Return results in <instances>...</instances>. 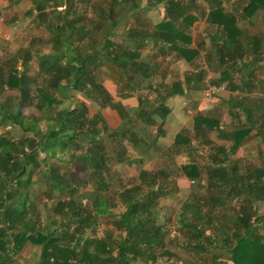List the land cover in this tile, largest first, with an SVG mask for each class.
<instances>
[{"label":"trees","instance_id":"obj_1","mask_svg":"<svg viewBox=\"0 0 264 264\" xmlns=\"http://www.w3.org/2000/svg\"><path fill=\"white\" fill-rule=\"evenodd\" d=\"M79 1L35 0L24 12L31 16L37 11L32 22L46 30L50 45L49 51L38 52L42 57L37 71L40 85L34 86L36 79L28 74L30 51L17 53L18 67L16 57L7 61V71L0 64V127L18 125L21 132L17 138L0 132V264H21L16 258L27 243L39 246L35 264H211L220 259L219 252L225 253L230 264H264V212L258 211V204L264 202V166L248 172L227 163L254 126L251 110L241 100L232 101L230 108L237 106L245 120H238L230 130L219 116L198 111L192 127L177 132L162 149V153L179 154L197 152L199 144L210 147L203 163L189 161L179 172L196 180L200 189L215 191L210 196L211 208L186 199L173 221L175 227L161 223L159 201L167 193L165 169H141L112 187V195H103L113 177V164L135 160L130 158L129 147L147 156L150 147L166 135L165 117L171 111L167 99L184 95L191 87L202 88L192 83H202L206 73L199 69L205 37L212 43L206 63L220 72L212 83L226 82L233 90L247 86L249 76L235 83L229 75L241 33L237 13L226 10L223 0H147L152 6L163 3L164 17L151 27L129 25L124 34L129 44L123 46L113 38L115 29L127 13L139 11L140 0H123L120 16L114 10L118 0H111L107 8L95 4L100 17L94 27L99 32L92 41L86 40L95 37L92 29L76 16L82 11ZM89 1L84 0L85 10ZM61 5L64 10L58 9ZM260 9L264 10V0H250L240 15L251 16ZM199 16H206L215 31L193 39L192 25ZM83 42H87L86 49H82ZM146 48L150 52L142 56ZM157 54L171 55V62L184 60L196 72H176L169 61L168 69L174 71L164 82V90L152 82L146 84V79L160 75L156 70L162 60H156ZM104 63L123 82L120 97L136 94L133 113L115 101L99 80ZM5 87L18 91L12 108L6 106L9 97H1ZM86 101L98 110L116 109L118 126L110 128L100 110L89 113ZM28 106L40 115L27 116L24 108ZM212 131L229 144H214ZM257 132L264 143V127ZM57 161H78L88 176L73 178ZM93 183L96 190L91 189ZM36 187L47 200L58 191L45 221L31 197ZM207 197L203 204L209 205ZM232 201H237L238 210L223 213L221 208ZM104 217H109L110 227L100 234L97 226ZM166 220H171L170 215ZM167 239L179 252L163 245Z\"/></svg>","mask_w":264,"mask_h":264},{"label":"rangeland","instance_id":"obj_2","mask_svg":"<svg viewBox=\"0 0 264 264\" xmlns=\"http://www.w3.org/2000/svg\"><path fill=\"white\" fill-rule=\"evenodd\" d=\"M147 0H140V9L139 12L133 11L130 13H127L125 16L126 18L119 23V25L115 29L116 35L113 37L116 41L120 42L123 46L128 45V39L125 38V33L129 27V25L133 23H139L140 25L145 24H150V27L154 24L156 19L159 16V9L157 6H151L146 3ZM111 3V0H90L89 4L87 6V10H85V2L84 0L79 1V6H82V11L80 13H77L76 16L80 17L81 23L85 25L86 28L92 29L91 35H94L95 37L93 39H86L89 41L95 40L98 36L99 29L95 28L94 26L96 25L97 21L99 20V11L97 10L98 8L94 6L95 4H98L102 7L107 8L109 4ZM16 3H9L10 6L15 5ZM124 6V1L123 0H118V5L115 7V12L117 11L118 14L117 16H120V13L123 12L122 10L120 11V7ZM65 6L61 5L58 9L59 10H64ZM19 17L17 19V22L20 23L21 26L28 23L30 20V17L25 16V14L21 11L19 12ZM75 16V15H74ZM17 17V16H16ZM16 19V18H15ZM29 20V21H28ZM203 20V18H202ZM78 22L77 24H79ZM208 23V22H207ZM197 22L195 23V25ZM19 25V26H20ZM197 25H202L199 27H193L192 26V31L193 34L195 33V38L201 37L204 32V29L208 28L210 31H214V26L208 24H204L203 22H199ZM48 38L46 30L41 28L40 26L35 25L34 27L32 25L28 26V29H24L23 33L21 34L20 38L18 41H16L18 46V49H24V50H33L34 48H40L42 51H49L50 45L46 41ZM85 40V41H86ZM97 41V40H96ZM209 42V44H208ZM87 42L82 43V49H86V44ZM204 43L207 44V47H212V43L208 41L206 38L204 40ZM34 44V45H33ZM147 49V48H146ZM145 49V50H146ZM145 50H142V56H145ZM10 53V52H9ZM12 54V53H11ZM11 54H5L0 58V63L2 65L6 64L11 57H14L15 55ZM159 58V57H158ZM7 60V61H6ZM160 60V59H159ZM162 60V59H161ZM158 61V60H157ZM5 62V63H4ZM169 63V61H167ZM165 62L162 60L160 67L157 68V72L165 73L163 76L165 79L169 80L172 74L173 70H169L168 67L165 66ZM169 65V64H168ZM207 63L205 61L204 54H202L201 61H200V66L199 69L205 70V76L202 81V83L195 82L192 83L193 85L202 86V88H194L191 87L190 89L192 90V94L189 97V100L187 102L185 99L179 98L180 103L176 104L174 101L171 99V101H168L170 106V112L167 114L165 117V124L164 128L166 130V135L164 137H160L158 141V145L153 144L149 151L151 152L149 155L145 156L143 154L139 155L134 151L131 147H129V155L130 158L135 159L131 164H126V163H114V171L112 179L108 181V188H103V195H112L111 190L112 187H116L123 180H127L129 178L135 177L138 172L141 169H147V170H158V169H165L168 172V178L165 181L167 184V193L164 197H162L159 201L160 207H161V212H160V222H164L167 225H169L171 228L175 227V224L173 221L178 217L179 212L181 211L180 205L184 200H190V201H195L196 203L200 204L203 208H211V203L212 200L210 199V196L214 194L213 189H208L206 191L205 188L200 189L198 185L196 184L197 181L195 180L192 182L191 180L187 179L183 173L179 172L180 171V166L184 163H187L189 161H196L199 164L204 162V154H206L207 151H205V147L201 144L197 145V150L198 152H181L179 154H168L163 152L162 149L165 148L166 146L170 145L174 139V136L177 132L184 128H191L193 125V115L200 111L204 114H209L211 116L217 115L220 117L221 121L225 124V129L230 130L233 128L234 124L238 122V120H243L241 113L238 111L237 106H233L232 110L227 113V104L221 103V99H218V97H222L224 95H221L218 91L211 94L208 96L206 92V88L208 85L212 86V83L208 84L209 79H207ZM38 58H33L30 63L28 64V74L31 77H34L36 79V82L34 83L35 85H40L42 82V77L38 76ZM170 68L175 69L176 71H179V73L183 72H188V66L182 65L181 61H174L170 62ZM189 72H196L195 69H191V66ZM117 73L108 65L104 63L102 66V71L99 73L98 78L99 80L104 83L106 88L112 93L114 96V100L116 99H123L125 97H120L119 92H124L121 91L124 90L123 87V82L119 81V78L117 77ZM159 75L154 74L152 77H150L148 80L144 81V83H154L159 89L164 90L163 83H159L156 78ZM172 78V77H171ZM206 83H205V82ZM192 85V86H193ZM6 93H2V98H5ZM15 96L17 95H11L9 96V99L7 100L6 106L8 108H12L15 103L17 102L15 100ZM178 100V98L176 97ZM183 101V103H181ZM177 102V101H176ZM67 102L63 101L62 104H66ZM87 106H88V112L93 114L95 113L98 109L96 104L86 101ZM121 103V102H120ZM187 106V108L184 109V112L187 113L186 115H183V111L181 110L180 106ZM6 107V108H7ZM122 107L125 108V105L122 104ZM197 108H200L199 110ZM100 112L103 114L105 117L108 126L110 128V125H118V119L120 120V117L116 115L115 111L116 109L110 108V107H105L99 109ZM98 110V111H99ZM117 111V110H116ZM232 112L233 114H230ZM24 113L28 115L36 114L40 115V111L37 110L34 106H28L24 108ZM182 113V114H181ZM213 114V115H212ZM117 120V121H116ZM116 121V122H115ZM115 122V123H114ZM114 123V124H113ZM8 131L10 134L14 137L17 138L20 136L21 132L18 129V125L15 126H9V127H0V132ZM213 135L215 137V141H212L213 143L215 142L216 144L218 143H224L225 147L227 146L226 144H229V142H224L221 138L219 139L217 137V132L212 131L210 133V136ZM261 143V141H260ZM261 146L264 147L262 144ZM258 151V150H257ZM68 154V153H67ZM256 156L258 157H251L248 154L245 155L244 149H238L233 155H230V157L227 160V163H234L239 165L238 167L242 169L243 171H251L254 169V166L257 167L256 165L263 166L264 164V148L260 149L259 152L255 153ZM143 155V156H142ZM65 158H68L67 155H65ZM141 158L142 161L138 162V159ZM255 159V160H254ZM114 161V159H112ZM115 162V161H114ZM57 163L60 166H63V169L69 170L71 173V176L73 178H86L88 176V172L81 167L80 163L78 161L73 162L72 164L66 163L63 161H57ZM176 173H179L176 175ZM176 175V176H175ZM36 177V176H35ZM179 178H183L184 182L181 181V183H178ZM181 185V186H180ZM92 190H96V185L93 183L91 185ZM102 190V189H101ZM34 196L32 195V199L36 206L38 207V210L41 213V218L42 221H45V218L47 214L50 212V209L52 208L53 202H56L58 198V191H55V195L52 197V199L45 198L43 195V190L40 188L36 187L35 190L32 191ZM104 195V196H105ZM64 197L66 194L63 195ZM205 196L209 200V205H206L204 202ZM224 208H221L223 213H232L234 214L236 210H238V203L237 201H232L230 203H227ZM258 211L259 212H264V202H261L258 204ZM170 215L171 220H166V216ZM108 220L109 217H104L101 219L100 224L97 226V231L98 233L102 234L105 229L109 228L110 225H108ZM179 240H182V236L179 237ZM163 245L165 247H168L169 249H174L177 252H179V249H177L173 243H170V240H164ZM39 246L31 245L29 243L25 244L23 249L19 252L17 255L16 260L21 263V264H35L38 259L39 255ZM220 259L219 260H214L211 262V264H230L229 261H227L226 255L224 252H219ZM183 257V256H182ZM135 264H144L141 262H136Z\"/></svg>","mask_w":264,"mask_h":264},{"label":"crops","instance_id":"obj_3","mask_svg":"<svg viewBox=\"0 0 264 264\" xmlns=\"http://www.w3.org/2000/svg\"><path fill=\"white\" fill-rule=\"evenodd\" d=\"M249 1L250 0H223L222 2L226 10L237 13L236 24L241 30L239 38H237V40L235 41V47H234L236 49L234 54H236L237 60L232 66V69L230 70V74L229 73L228 74L230 75L231 81L235 83L238 82L241 83V81L243 82V80H245L247 76H249L248 77L249 81L246 83L247 86H244V88L240 86V90L238 89L233 90L227 87L226 82H220L219 84L223 85L224 88L218 92L224 96H222L221 98L218 97V99H221L220 101L221 103L227 104V109H228L227 113H229V111L232 110V108H230V105L233 104L232 101L239 102L241 100L243 101L244 105H247L250 108L252 120H254V126L253 129L250 131L249 135L246 138H244L239 148L244 149L245 155L248 154L251 157H255L256 156L255 153L259 152L260 149L264 148L263 146H261L262 144L264 145V143L257 132L258 129L264 127V10L263 9L257 10L251 16H241L240 14L242 13V9L249 3ZM34 2L35 0H18L15 5L10 6L9 3L13 4L14 3L13 0H0V58H2V56L5 54H11V53H12L11 55H15L14 57H16L17 53L19 52L24 53L27 51H30V53L32 54L31 60L33 58H38V62H39L40 59L42 58L41 56H38V52L39 50H41L40 48H34L33 50H27V49L24 50V49H18V46H15L17 45L16 41L19 40L21 34L23 33V30L26 28L28 29L29 25H32L33 27L35 26V24L32 22V18L35 16V14H37L36 10H33L34 12L33 15L27 16L30 17L29 19L30 21L28 20L29 21L28 23L26 22V24L21 26L19 23L20 21L17 22V19L21 18L19 17L20 16L19 12L22 11L24 13L26 10L32 7ZM155 6H157L159 9V16L154 22V24L162 20V18L164 17L163 3H159ZM44 10L45 11L49 10V7H46ZM196 22L197 24L199 22L208 24L206 21V16H199L198 20L194 21L192 25L193 27L196 28L202 26L197 24L195 25ZM214 31L211 32L210 29L206 28L204 29L203 34L205 36L206 32H210L213 35ZM195 35L196 34L195 33L193 34L192 31L193 39L195 38ZM207 39L209 41V38ZM210 48L207 47V44H205V49H202L200 53L204 54V57L206 58V54H207L206 52ZM149 52L150 50L149 48H147L145 50V55L148 54ZM159 59L160 60L162 59L166 63L165 66L168 67L169 63L167 61L171 60V55L162 57L161 55L157 54L156 60L160 61ZM180 61L182 62V65L188 66V63L185 62L184 60H180ZM19 62L20 59L16 57L15 60L16 67L19 66ZM3 66L5 71H7L10 68V64L8 63L4 64ZM206 66H207V79H209L208 84H210L212 83V80L214 81L215 79H218L220 77V72L212 70L208 64ZM188 69L190 70L189 66ZM164 74L165 73L161 74L160 72V75L156 78V80L159 83L164 84V82L167 81V79L165 80V78L163 77ZM212 85H217V84L212 83ZM3 92L6 93L5 98L13 94L18 95V91L16 90V88L5 87ZM191 94H192V90L190 89L184 95H174L173 97L168 98L167 103L169 104L168 101H171L172 99L174 103L179 104L180 103L179 98L185 99V101L187 102ZM176 97L178 98V100L176 99ZM122 100L120 98L117 100L115 99V101H119L121 102V104L125 105V109L128 113L130 114L133 113L137 105L136 94H131L129 96H126L124 98V100L126 101L124 102ZM181 103H183V101H181ZM180 107L181 110L183 111L182 112L183 115L187 116V114L184 112V106L181 105ZM197 109L199 110L200 108ZM237 109L241 113L243 120H245L244 112L243 111L241 112L238 107ZM114 111L116 115L120 117L118 112L116 110ZM118 121L119 124L120 120L118 119ZM110 126L115 128L118 125H110ZM210 138L212 141H215V137H213V135H211ZM223 141L228 142L226 140ZM214 144L216 143L214 142ZM216 145L225 146L224 143H218ZM203 146L206 149L205 151H207L206 154H204L203 156H205V158L209 157L211 153L210 147L206 145ZM256 166L260 167V165H256ZM257 167L254 166V168ZM240 170L242 171V169ZM181 181L184 182V179L179 178L178 183L180 184Z\"/></svg>","mask_w":264,"mask_h":264},{"label":"built area","instance_id":"obj_4","mask_svg":"<svg viewBox=\"0 0 264 264\" xmlns=\"http://www.w3.org/2000/svg\"><path fill=\"white\" fill-rule=\"evenodd\" d=\"M223 88H224V87H223V85H221V84H218V85H212V86L208 85V87L206 88V89H207L206 92H207L208 96H210L211 94H213V93H215V92H217V91H220V90H222Z\"/></svg>","mask_w":264,"mask_h":264}]
</instances>
